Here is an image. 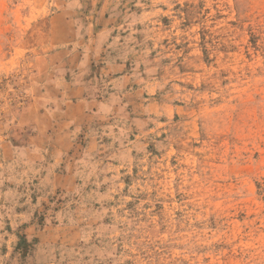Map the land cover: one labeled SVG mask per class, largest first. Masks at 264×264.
<instances>
[{"label": "rangeland", "instance_id": "1", "mask_svg": "<svg viewBox=\"0 0 264 264\" xmlns=\"http://www.w3.org/2000/svg\"><path fill=\"white\" fill-rule=\"evenodd\" d=\"M0 264H264V0H0Z\"/></svg>", "mask_w": 264, "mask_h": 264}]
</instances>
